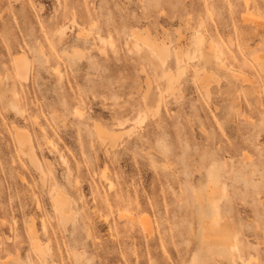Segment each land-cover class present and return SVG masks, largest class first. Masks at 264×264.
Masks as SVG:
<instances>
[{"label":"rangeland","instance_id":"rangeland-1","mask_svg":"<svg viewBox=\"0 0 264 264\" xmlns=\"http://www.w3.org/2000/svg\"><path fill=\"white\" fill-rule=\"evenodd\" d=\"M263 58L264 0H0V264H264Z\"/></svg>","mask_w":264,"mask_h":264},{"label":"bare ground","instance_id":"bare-ground-1","mask_svg":"<svg viewBox=\"0 0 264 264\" xmlns=\"http://www.w3.org/2000/svg\"><path fill=\"white\" fill-rule=\"evenodd\" d=\"M247 2V1H246ZM60 31L62 32L63 31V27L60 29ZM147 40V39H146ZM144 42V41H143ZM152 43V42H151ZM153 45H154V43H153ZM160 48H162L161 46H160ZM164 48V47H163ZM152 49V52H153V54H155L157 57H158V59H159V61L160 62H164V59H163V55H164V53H166V51L165 50H160V51H157L158 49H153V47L151 48ZM162 56V57H161ZM174 57H175V55H174ZM25 58V57H24ZM23 58V59H24ZM178 58V57H177ZM180 58V57H179ZM178 58V59H179ZM254 58H255V56H254ZM258 56H257V58H255V59H257V62H258ZM166 59V58H165ZM176 59V58H175ZM178 59H176V61L178 62L179 60ZM264 59V58H263ZM218 60H219V57H218ZM259 60H260V58H259ZM25 61V60H24ZM260 62V61H259ZM263 62V61H262ZM218 63H222V62H220V60H219V62ZM261 62H260V66H261ZM177 65H178V63H177ZM222 65V64H221ZM263 65V64H262ZM180 69V68H179ZM179 69H178V71H179ZM19 70V72L21 73H23V72H25V64H24V62L21 60V63H20V68L18 69ZM182 71V70H181ZM168 76V75H167ZM172 77V76H171ZM170 81V80H169ZM169 81H168V83H169ZM161 100V99H160ZM212 182V181H211ZM210 182V183H211ZM213 183V182H212ZM211 185V184H210ZM210 185H208V188H207V190H206V194H207V197H208V199L213 203V205H215L217 202L216 201H218V198H215V194H217L218 195V193H215L216 191H218L219 189H215L214 190V188H215V186H213V187H209ZM211 188V189H210ZM211 190V191H210ZM57 192V191H56ZM218 192H221V191H218ZM59 195V194H58ZM58 195H56V193H55V195L53 196V200H54V203H55V205H56V207L59 209V210H61V212H65V209H64V207H66V203H65V201H62L60 198H59V196ZM63 195V194H62ZM62 198V197H61ZM213 218H216V217H213ZM36 239V238H35ZM229 247H228V249H230V251H229V253H230V256L231 257H233V256H238L237 255V251H238V246H237V243L236 242H232V243H230L229 245H228ZM241 259V258H240Z\"/></svg>","mask_w":264,"mask_h":264}]
</instances>
